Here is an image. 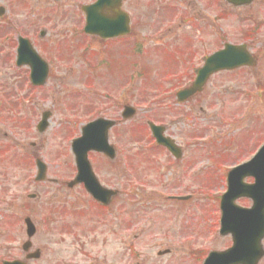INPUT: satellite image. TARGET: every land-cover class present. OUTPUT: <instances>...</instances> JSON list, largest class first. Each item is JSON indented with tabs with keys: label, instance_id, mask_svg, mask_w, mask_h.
Returning a JSON list of instances; mask_svg holds the SVG:
<instances>
[{
	"label": "rangeland",
	"instance_id": "rangeland-1",
	"mask_svg": "<svg viewBox=\"0 0 264 264\" xmlns=\"http://www.w3.org/2000/svg\"><path fill=\"white\" fill-rule=\"evenodd\" d=\"M219 1V5H223V2L221 4L223 0ZM259 1L261 5H256V8L257 12H260L258 17L262 21L249 23L246 22V19L240 20L233 16L221 22L220 30L213 23L216 10L214 0H194L191 7L188 4L183 6L187 11L194 9L204 12V15L201 16L203 21L195 29L197 34H200V37L204 38L206 42L201 56L210 55L219 47L221 43L219 40L217 41L219 34L222 35L224 42L247 43L251 52L260 51L262 53V65L254 72H244L239 77L240 83L245 82L249 86V88L244 87L241 90L243 92L246 89L249 91L250 87L264 86V0ZM162 2L163 0L155 2L156 7H160ZM173 5L177 6V9L172 7ZM32 6L33 10L27 15H38L39 18H28V22L34 21L38 28L14 31L15 40H17V35L25 37L27 33H35L43 29L38 26L40 22L37 23V20L41 21L54 17L53 14H50L48 5L33 4ZM171 7L176 12L180 10L182 14L188 13L177 3L171 4ZM241 13L245 15L244 11ZM159 14V21H164V12L160 11ZM21 21L24 22L25 20ZM43 26L57 29L58 32L62 28L58 21L44 23ZM250 29L255 30L256 34L249 40L246 38V30ZM145 30L147 29H143L142 32ZM181 30L185 33L191 31L189 26H184ZM37 36L38 33L35 37L30 35V38L39 41L36 43V48L43 50L51 57L54 51L48 52L47 47L49 44L51 46L57 44H52L54 38L49 37L47 38L49 42H43ZM156 43L143 45L142 50L136 48L137 55L140 53L139 57L134 56L136 52L130 48L131 45H128L126 53L120 55V51L116 49L108 53L106 49L100 46L87 56L90 58L88 60L83 59L86 56L81 58L79 48L75 47L69 58L66 57L68 59L53 57L56 61L53 63L54 68L51 70L49 82L40 89L31 87L28 81V73L14 74L17 82L18 101L22 104L21 114L25 120L22 126L23 151L26 156L35 153L36 156L44 159L52 171L50 173L52 177L66 179L71 175L73 167L69 164L72 155L67 153L70 148L69 146L65 147L66 138L72 134L68 132L69 127L72 126L74 132L78 133L88 120L97 115L119 119L123 111L122 106L130 104L138 109V113L131 121L112 133L111 142L117 145L120 153L117 162L121 164L120 180L122 185L127 188L126 182L132 178L133 188L139 189L143 188L140 187L143 178L148 180L153 175H159V173H150L144 169L147 164L144 156L150 153L145 150L150 138L146 121L152 117L157 123L166 122L169 136H175L181 144H189L191 151L198 150L193 155L194 158L193 156L188 157V160H195V163L192 168H188L187 164L181 165L182 173L178 176L181 179L179 182L177 178L167 173L163 177L165 185L161 187V191L157 190L159 192L146 187V191L137 194V197L125 196L124 206L129 227V238L134 246L137 248L141 246L144 249L147 264H200L203 259L202 255L206 257L209 251L227 249L232 245L230 236L222 238L218 234L220 229L218 221L221 217L219 201L221 195L226 192L225 178L231 168L238 161L243 162L251 159L258 150V142H264V94L256 96L255 101H251L245 95H235L234 98L226 96L223 97L222 101L220 98L213 97L208 100L207 108L204 107L209 116L216 117L215 123H210L212 128L208 126L207 122L201 120L196 121L194 126L191 123H185L182 121V116L185 113L184 108L175 106V97L167 98L170 99L167 101L160 93L170 86L163 89L156 86L158 81L162 82V80H156L159 74V63L165 64L168 59H171L169 36ZM81 45L79 44L78 47ZM94 46L99 45L94 44ZM160 51L165 54L167 60H163L164 56L159 54ZM111 56L118 58L113 60ZM104 57H109L111 61L108 60L101 66L111 65V68L106 67L99 70L100 67L97 65L102 62ZM148 68L151 69V73L147 72L145 76H142V70ZM3 71L5 69L0 68V72ZM233 82L234 79L229 78L217 79L212 83L209 93L212 94L214 91L221 93L223 86L235 88L236 84ZM144 91L147 92V99L141 95ZM248 91L246 93H249ZM214 95L219 94L215 93ZM213 101H215L214 104ZM149 105L158 109L155 116L146 113ZM32 110L39 112L40 115L42 110L53 112L50 129L46 135L39 136L40 147L37 148L32 146V143H37L35 137L37 135H35L31 123ZM195 113L198 114L197 111ZM208 129L214 131L210 132ZM256 131L257 134L253 135L255 138L253 143L249 141L241 148H230L240 143V136L247 134V132L254 134ZM197 137H205L204 142L206 143L203 142L204 144L200 146H192L191 142H195ZM192 138L194 139L192 140ZM251 144L253 145L251 146ZM55 152H60L61 155L58 156ZM65 158V168L58 166V162L65 160ZM96 161L101 162V158L98 157ZM113 170L114 166L108 164L98 174L106 183L113 185L115 180ZM126 170H129L130 177L126 176ZM131 171L133 174L130 173ZM168 178L170 181H167ZM174 196H191V198L180 204L170 200ZM238 204L249 208L252 202L242 199L239 200ZM149 224L151 226H148ZM140 226L143 227L142 243L134 237ZM166 248L172 249V256L157 258V252Z\"/></svg>",
	"mask_w": 264,
	"mask_h": 264
},
{
	"label": "flooded vegetation",
	"instance_id": "flooded-vegetation-1",
	"mask_svg": "<svg viewBox=\"0 0 264 264\" xmlns=\"http://www.w3.org/2000/svg\"><path fill=\"white\" fill-rule=\"evenodd\" d=\"M98 1L0 0V65L2 66L0 68L5 69L0 72V264H147L148 262L144 257V249L141 246L140 249L137 248L130 241L124 206L125 193H128L125 191L129 190L123 188L120 179L115 184L118 192L104 205L87 194L84 186H70L74 180L73 176H68L70 178L66 179L52 177L50 174L52 171L46 166L45 179H40L38 177V169L41 167L40 157L35 153L26 156L23 151L22 126L25 120L21 114V103L18 101L17 82H15L16 77L14 76L17 71L13 32L38 28L34 21L28 22V18H39L38 15H27L33 10V4L48 5L49 12L54 17L37 20V23L40 22L38 26L44 29L35 33H27L25 36L30 38V35H34L35 37L38 33V38L43 42H49L47 38L53 37L52 44L57 43L55 46L59 50L49 44L48 52L56 51L63 56H70L75 47L79 48V44L87 46V50L90 52L102 46L110 53V49L125 50L128 45L141 50L143 45L157 44L156 42L169 36L171 59L168 61V68L165 64H160L165 73L158 76L166 80L170 79V87L165 88L161 93L165 95L174 93L175 106L184 108L185 113L182 116V121L185 123H191L194 126L196 121L201 120L207 122L211 127L210 123L214 124L216 117L209 116L204 107L207 108L208 100L213 97L220 98L222 101L226 96L234 98L235 95H245L251 101H255L256 96L264 94L263 85L255 86V88L250 87L249 91L246 89L243 92L241 90L244 87L249 88V86L245 82L238 81L242 73L254 72L262 65V53L254 51L248 52L252 61H255L254 66H244L233 69V71L224 70L213 74L206 81L202 91L179 102L177 94L192 88L205 61L210 57L208 54L201 56L206 42L195 31L203 21L201 16L204 15V12L194 9L187 11L183 8L187 4L191 7L194 0H167V5L166 0H163L164 3L162 2L158 8L155 2L161 0H102L100 7L93 8L92 6ZM228 2L229 0H223L221 6L219 5L220 1L216 0L215 2L216 10L213 23L219 30L221 22L233 16L240 20L246 19V22L249 23L262 21L258 17L260 12H257L256 8V5H261L259 0H251L249 4L241 5V7H235ZM170 3H177L188 13L182 14L179 9V12H176L172 7L177 9V6L171 7ZM123 11L127 12L130 17V31L127 35L118 34L112 39H101L97 35H89L84 32L88 19L95 15L103 22L105 21L99 25L101 29L108 32L124 29ZM160 11L164 12V21H159ZM242 11L245 12V15L241 13ZM156 17L158 18L156 19ZM54 21H58L62 26L59 32L57 29L43 26L44 23ZM163 22L164 24H162ZM184 26H189L191 31L186 33L182 31ZM145 28L147 30L142 32ZM254 31L246 30L248 39L252 38L248 32L253 33ZM218 37L217 41L219 40L221 43L215 50L217 52L224 47L222 35L219 34ZM76 43L78 45H75ZM94 44L99 46H94ZM38 51L43 58L50 60L49 70H53L55 62L51 58L53 53L50 57L43 50L39 49ZM223 78L234 79L233 83L236 84V87L223 86L221 93L214 91L210 94L212 83L217 79L223 80ZM156 85L162 87L160 81ZM215 93L219 95L215 96ZM142 94L145 95L144 98H148L146 91ZM157 111L158 109L150 108L148 114L155 116ZM196 111L198 114L195 113ZM31 113L32 128L37 135L35 136L37 143H32V146L37 148L40 147L39 136L46 135L50 125L47 124V127L43 128L41 132L39 125L45 111H41V115L35 110H32ZM149 119L153 118L149 117ZM149 122L152 121L149 120ZM224 122L226 123V120ZM154 123L157 126H164L166 136L169 137L166 122ZM209 130L210 132L214 131L213 129ZM257 131L254 134L247 132L246 138L244 135L243 138L241 137L240 145L231 148H241L249 141L253 143L255 139L253 135H256ZM172 139L176 142L178 149L182 150L179 151L178 156L171 154L162 146L159 147L153 138L150 139L149 151L151 153L144 156L147 162V172L159 173L148 180L149 184L159 191L165 185L163 177L167 173L177 178L178 182L181 181L178 177L182 173L181 165L187 164L188 168H192L195 160H188V157H192L198 152V150L191 151L189 144H181L178 139ZM205 139V137H197L195 142H191V145L200 146L206 143ZM114 163L117 164L116 161ZM167 181L170 179L168 178ZM176 197L180 196L171 197L170 200L180 204L184 203ZM142 228L140 226L134 236L141 243ZM172 253L171 248L159 250L157 258L172 256ZM263 261L260 264H263Z\"/></svg>",
	"mask_w": 264,
	"mask_h": 264
},
{
	"label": "water",
	"instance_id": "water-1",
	"mask_svg": "<svg viewBox=\"0 0 264 264\" xmlns=\"http://www.w3.org/2000/svg\"><path fill=\"white\" fill-rule=\"evenodd\" d=\"M229 1H232L235 5L241 4L238 0ZM243 52H247L246 46L226 45L220 53L211 56L207 60L206 66L201 70L195 87L186 92L184 96L190 97L196 91L201 90L206 79L214 72L224 69L232 70L243 65L251 66V62L246 57L241 56L243 54L240 53ZM17 60L20 66L27 63L32 65L31 80L35 85L40 86L46 82L48 71L44 69L43 61L37 57L28 41L21 40ZM113 125L108 121H97L85 129L86 136L76 143V151L79 154V181L83 182L84 179H88L91 171L87 159L88 151H98L114 157L115 153L107 142L108 129ZM86 138H88L87 146L84 143ZM248 177L254 178L255 183L247 185L245 180ZM227 180V193L220 201L222 212L220 234L223 236L231 234L234 245L226 252L211 253L205 264H258L264 257L262 244L264 239V148L258 152L251 162L231 171ZM92 191L94 192V190ZM240 198L253 200L252 208L248 210L238 207L236 202Z\"/></svg>",
	"mask_w": 264,
	"mask_h": 264
}]
</instances>
